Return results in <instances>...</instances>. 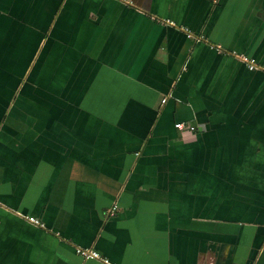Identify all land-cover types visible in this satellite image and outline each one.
<instances>
[{
  "label": "crops",
  "instance_id": "1",
  "mask_svg": "<svg viewBox=\"0 0 264 264\" xmlns=\"http://www.w3.org/2000/svg\"><path fill=\"white\" fill-rule=\"evenodd\" d=\"M240 54L264 0H0V264H264Z\"/></svg>",
  "mask_w": 264,
  "mask_h": 264
},
{
  "label": "built area",
  "instance_id": "2",
  "mask_svg": "<svg viewBox=\"0 0 264 264\" xmlns=\"http://www.w3.org/2000/svg\"><path fill=\"white\" fill-rule=\"evenodd\" d=\"M239 58L248 65L249 69L251 70H262L264 71V66L263 65H260L255 59H251L250 57L246 56V55H242L240 54L239 55ZM167 100V98H164L163 99V102H165ZM175 126L181 130H184L186 128V125L184 122H177L175 124ZM189 129L194 131L196 128L195 126H189ZM118 205L115 204L113 205L110 209H108V215L109 216H114L117 214V211H118ZM32 222L38 224V225H41V226H44V224L39 221L38 219L34 218V217H31L30 218ZM78 251L86 258H100L101 255L97 252V251H94V250H91V249H78Z\"/></svg>",
  "mask_w": 264,
  "mask_h": 264
}]
</instances>
